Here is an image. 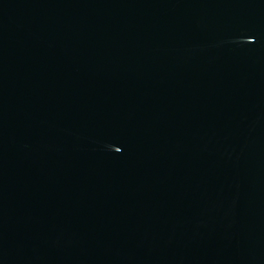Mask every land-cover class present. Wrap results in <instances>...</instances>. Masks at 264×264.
I'll return each mask as SVG.
<instances>
[{"label": "water", "instance_id": "water-1", "mask_svg": "<svg viewBox=\"0 0 264 264\" xmlns=\"http://www.w3.org/2000/svg\"><path fill=\"white\" fill-rule=\"evenodd\" d=\"M0 264H264V0H0Z\"/></svg>", "mask_w": 264, "mask_h": 264}]
</instances>
